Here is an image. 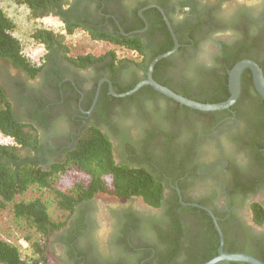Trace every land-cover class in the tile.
Segmentation results:
<instances>
[{
	"label": "flooded vegetation",
	"instance_id": "obj_1",
	"mask_svg": "<svg viewBox=\"0 0 264 264\" xmlns=\"http://www.w3.org/2000/svg\"><path fill=\"white\" fill-rule=\"evenodd\" d=\"M254 1L69 0L67 16L80 24L74 32L132 57L81 69L54 51L34 78L12 67L15 73L1 71L16 116L38 130L44 165L64 159L96 127L118 163L147 170L163 186L160 207L141 199L142 207L109 209L104 236L92 199L80 203L50 237L60 264H183L220 242L213 217L223 251L243 248L264 262V225L251 209L264 207V99L252 71H243L238 100L222 111L181 105L149 84L121 96L147 80L152 62L168 52L151 76L187 98L230 97L231 72L244 60L264 74V0ZM59 20L66 33L67 22ZM92 30L108 39H94ZM122 39L139 40L142 51Z\"/></svg>",
	"mask_w": 264,
	"mask_h": 264
},
{
	"label": "trees",
	"instance_id": "obj_2",
	"mask_svg": "<svg viewBox=\"0 0 264 264\" xmlns=\"http://www.w3.org/2000/svg\"><path fill=\"white\" fill-rule=\"evenodd\" d=\"M15 1L25 5L35 19L55 16L66 21L67 34H73L75 26L80 25L73 23L77 19L72 20L67 16L69 9L66 7L69 0ZM15 31L14 21L0 9V61L32 78L42 71L44 60L54 51L61 53L81 69L108 59H111V65L115 66L116 62L122 60L114 51L99 56L85 54L70 57L65 44V34L38 29L32 34V38L41 43L47 51L42 62L38 64L25 56L22 45L14 34ZM92 37L108 39L101 32L93 30ZM118 43L142 51L139 40L122 39ZM188 98L202 103H219L226 101L229 95L227 92L225 94L222 92L204 99L200 96ZM0 132L13 140V144H0V208L5 209L12 205L14 221L21 226L31 252L24 258L20 246L0 236V264H60L59 258L49 247L50 237L66 227L80 203L91 200L99 194L113 195L120 199L141 198L151 207H160L163 203L164 190L159 179L143 168L118 163L111 140L96 127L88 128L75 147L67 151L64 159L48 166L44 165V161L39 156L42 145L37 128L16 116L9 95L1 83ZM29 190L41 193L40 197L29 200L17 199ZM47 192H50V198L44 197ZM51 204L62 212V216H65L64 220L52 216L49 209ZM251 209L255 223L264 225V207L260 203H254ZM219 244L217 237L216 245L208 253L194 256L183 264H204L218 255ZM226 248L229 250L228 246ZM226 248L224 251L228 253L244 252V249L239 247L230 251ZM218 264L247 263L219 262Z\"/></svg>",
	"mask_w": 264,
	"mask_h": 264
},
{
	"label": "rangeland",
	"instance_id": "obj_3",
	"mask_svg": "<svg viewBox=\"0 0 264 264\" xmlns=\"http://www.w3.org/2000/svg\"><path fill=\"white\" fill-rule=\"evenodd\" d=\"M235 4L243 5H253L254 0H234ZM0 9H2L16 24L15 36L19 39L22 50L25 56L32 62L41 63L42 58L46 56L47 51L44 46L38 41L32 38V34L38 29H48L52 30L57 34H64L65 27L64 24L55 16H48L41 19H35L30 15L29 9L22 4L17 3L15 0H0ZM65 44L68 47V56H77L84 54H93L96 56L103 55L111 49L116 51L117 56L120 59L132 57L131 53L118 50L104 43L95 42L90 39V37L84 33L82 30H77L73 35H66ZM8 70V73H15L9 65L7 66L4 62L0 61V76L1 71ZM10 138L4 136L0 132V144L10 143ZM41 193L36 192L35 190H29L25 195L19 196L17 199L29 200L32 198L40 197ZM45 198H50V192L45 193ZM129 205L134 204L135 207H142L143 202L141 198H134L130 200H123L117 198L113 195L108 194H99L92 199V204L97 209L98 218H100V228L99 234L104 236L109 232L110 221H106L104 218L107 217L109 209L119 208L123 203ZM50 212L54 218L61 217L62 212L59 211L54 204L50 205ZM24 232L21 229V226H18L14 221V216L12 212V205H9L7 208H0V236L6 241L17 244L20 246V241L24 239ZM51 241V243H50ZM50 238L48 244L55 247L56 253L61 254L60 248L52 243ZM50 246V247H51ZM55 252L54 248H52ZM30 248L26 251H22V255L28 257L30 255Z\"/></svg>",
	"mask_w": 264,
	"mask_h": 264
},
{
	"label": "water",
	"instance_id": "obj_4",
	"mask_svg": "<svg viewBox=\"0 0 264 264\" xmlns=\"http://www.w3.org/2000/svg\"><path fill=\"white\" fill-rule=\"evenodd\" d=\"M172 52L165 53L163 55L158 56L151 64L149 68V75L147 80H144L138 83L135 88L132 90L121 94V96L131 95L137 90H139L144 85H151L154 87L158 92L162 93L163 95L173 99L174 101L178 102L181 105L190 107L192 109L203 111V112H213V111H222L230 109L238 100L240 93H241V75L245 69H250L253 73L254 78V86L258 94L264 99V74L260 66L252 61V60H244L239 62L231 72V96L224 102L220 103H202L199 101H195L189 99L187 97L181 96L171 89L162 86L161 84L157 83L151 76L153 72V68L155 64L160 61L161 59L169 56ZM212 215V214H211ZM213 217V215H212ZM216 230L220 236V248L218 250V255L212 258L211 260L205 262L204 264H218L219 262H241L247 264H264V262L250 254L246 253H227L223 251L224 246V236L223 233L217 223L215 217H213Z\"/></svg>",
	"mask_w": 264,
	"mask_h": 264
},
{
	"label": "built area",
	"instance_id": "obj_5",
	"mask_svg": "<svg viewBox=\"0 0 264 264\" xmlns=\"http://www.w3.org/2000/svg\"><path fill=\"white\" fill-rule=\"evenodd\" d=\"M64 34L66 35V33H64ZM38 64H40V63H38ZM8 138H10V137H8ZM10 140H11L10 143H4V144H13V140L11 138H10ZM19 243H20V247H21L22 251H26L27 249L30 248L29 243L25 239L21 240Z\"/></svg>",
	"mask_w": 264,
	"mask_h": 264
}]
</instances>
